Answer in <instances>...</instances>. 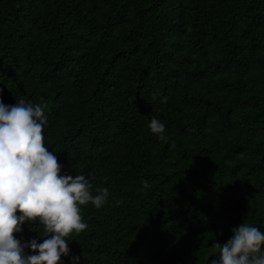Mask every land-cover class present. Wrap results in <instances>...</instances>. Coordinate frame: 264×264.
Segmentation results:
<instances>
[{
    "label": "trees",
    "instance_id": "1",
    "mask_svg": "<svg viewBox=\"0 0 264 264\" xmlns=\"http://www.w3.org/2000/svg\"><path fill=\"white\" fill-rule=\"evenodd\" d=\"M0 100L41 105L61 174L108 189L59 264H211L264 232V0H0Z\"/></svg>",
    "mask_w": 264,
    "mask_h": 264
},
{
    "label": "clouds",
    "instance_id": "2",
    "mask_svg": "<svg viewBox=\"0 0 264 264\" xmlns=\"http://www.w3.org/2000/svg\"><path fill=\"white\" fill-rule=\"evenodd\" d=\"M46 123L41 105L20 100L6 106L0 100V264H59L61 256L70 251L66 237L88 227L80 206L91 202L100 208L108 198L107 188L93 195L85 175L61 174L62 165L44 143ZM149 128L165 139V125L155 117ZM144 187H149L147 181ZM25 221H39L43 235L50 234V238L22 244L14 234L23 231ZM232 231L226 243L212 245L219 260L211 264H264V232L246 222ZM29 247L34 254L25 255Z\"/></svg>",
    "mask_w": 264,
    "mask_h": 264
}]
</instances>
